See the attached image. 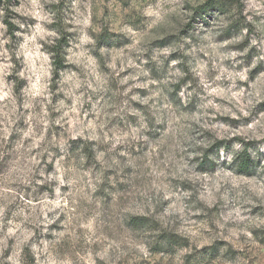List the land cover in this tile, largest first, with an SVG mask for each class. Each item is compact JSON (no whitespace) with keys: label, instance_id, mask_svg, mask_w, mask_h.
I'll return each mask as SVG.
<instances>
[{"label":"rangeland","instance_id":"obj_1","mask_svg":"<svg viewBox=\"0 0 264 264\" xmlns=\"http://www.w3.org/2000/svg\"><path fill=\"white\" fill-rule=\"evenodd\" d=\"M0 264H264V0H0Z\"/></svg>","mask_w":264,"mask_h":264},{"label":"trees","instance_id":"obj_2","mask_svg":"<svg viewBox=\"0 0 264 264\" xmlns=\"http://www.w3.org/2000/svg\"><path fill=\"white\" fill-rule=\"evenodd\" d=\"M54 64H56V67L59 69L60 66H61L60 65V59L59 58L56 59V61H54ZM247 159H248V157H246V156H244V158H241L240 159V161H239L240 162V164H239L240 167H246L247 166V162L249 160V159L248 160Z\"/></svg>","mask_w":264,"mask_h":264},{"label":"clouds","instance_id":"obj_3","mask_svg":"<svg viewBox=\"0 0 264 264\" xmlns=\"http://www.w3.org/2000/svg\"><path fill=\"white\" fill-rule=\"evenodd\" d=\"M240 146L239 145H237V148H239ZM223 155V153L221 152V156ZM51 178V177H50ZM61 182H63V181H61Z\"/></svg>","mask_w":264,"mask_h":264}]
</instances>
